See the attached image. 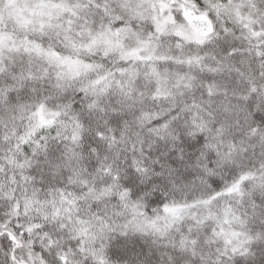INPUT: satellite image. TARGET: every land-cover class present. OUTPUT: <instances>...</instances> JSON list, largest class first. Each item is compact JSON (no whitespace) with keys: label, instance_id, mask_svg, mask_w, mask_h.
Here are the masks:
<instances>
[{"label":"snow or ice","instance_id":"snow-or-ice-1","mask_svg":"<svg viewBox=\"0 0 264 264\" xmlns=\"http://www.w3.org/2000/svg\"><path fill=\"white\" fill-rule=\"evenodd\" d=\"M0 264H264V0H0Z\"/></svg>","mask_w":264,"mask_h":264}]
</instances>
